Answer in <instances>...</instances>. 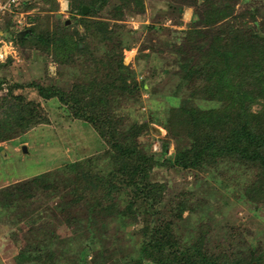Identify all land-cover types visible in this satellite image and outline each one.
<instances>
[{
  "label": "rangeland",
  "instance_id": "1",
  "mask_svg": "<svg viewBox=\"0 0 264 264\" xmlns=\"http://www.w3.org/2000/svg\"><path fill=\"white\" fill-rule=\"evenodd\" d=\"M124 1L106 0L91 13L85 5L86 13L80 14L70 11L71 0H16L4 8L7 0H0V63L8 56L13 59L8 67L0 68V95L12 90L37 101L47 117L44 123L16 130L13 137L0 142V264H30L31 258L38 261L32 264H137L149 224L155 231L175 233L183 246L202 241L212 255L260 257L264 264V202L244 198L259 170L236 157L205 156L193 168L173 164L178 150L192 153L200 134L221 133L228 117L244 119L256 128L263 125L264 90H256L264 87V78L245 84L251 85L243 92L258 94L245 99V109H234L230 97L209 90L208 79H198L190 86L183 83L188 79L183 77L193 76L185 70L189 59L190 63L200 59L205 49L192 52L180 46L189 42L182 37L184 31L197 30L198 45L225 42L228 49H246V55L252 53L264 69V0H131L123 7ZM141 5L142 12L137 13ZM83 17L114 28L122 25L118 41L124 47L100 46L86 38L87 50L73 54V63L55 61L54 53L67 55L74 30L79 36L85 34ZM4 24L11 25L13 33H25L37 24L50 31L64 24L68 30L63 43L48 50L42 45H20L19 55L13 41L6 38ZM221 35L224 41L218 40ZM72 38L78 39L74 34ZM111 49L127 67L119 79H126L130 86L136 84L134 88H120L124 83L117 81L108 63ZM94 59L98 62L93 63ZM235 78L230 79L234 90L239 84ZM31 82L58 87L67 97L95 92L109 100L107 109L120 127L116 133L155 166L150 169V181L155 182L151 194L155 191L156 199L145 204L153 209H143V213L153 210V222L149 214L123 220L90 219L84 215V206L60 194L64 184L57 186V181L65 180L61 171L66 164L83 160L94 170L104 169L112 159L113 147L97 127L73 115V106L42 98ZM208 109L214 110L212 118L209 113L201 119ZM224 116L222 123L218 119ZM106 150L111 155L103 161L100 158ZM39 176L43 177L34 179ZM130 197V187L114 193L117 208H124Z\"/></svg>",
  "mask_w": 264,
  "mask_h": 264
},
{
  "label": "trees",
  "instance_id": "2",
  "mask_svg": "<svg viewBox=\"0 0 264 264\" xmlns=\"http://www.w3.org/2000/svg\"><path fill=\"white\" fill-rule=\"evenodd\" d=\"M130 1L125 0L123 7L128 6L127 3ZM105 2L106 0H84L82 2L71 0L69 8L70 11H78L80 14H83L82 6L87 5L91 8V13L93 8H102ZM141 9H143L142 5L138 7L140 11H137V13L142 12ZM7 15L12 17V14L7 13ZM202 16L207 17L205 14H202ZM117 19L121 20L118 17ZM81 24L87 33L85 32L83 36H79L78 32L74 30V33L71 34L77 35L78 39L74 40L71 35L67 55L65 56L56 52L53 54L55 61L73 63V54L75 55L76 52L82 53L87 50V43H84V39L86 38L87 42L91 43L92 41L95 44H100V46L109 43L113 47H120V50L124 47L121 41H118V37L121 35L119 28H123L122 25L116 24L117 28H114L110 27L109 24H104L102 21L94 23V21L85 19L84 17L81 19ZM6 25L8 24H4L3 27V30L7 31L6 38L13 41L19 55L21 50L20 45H42L48 50L60 42L63 43L62 37L66 35L64 32L68 30L64 24L57 25L52 31L49 30L48 26L37 24L27 29L28 31L21 38H18V31L13 33L11 25ZM183 33L182 37L189 41L186 45L182 44L180 46L183 50L195 52L198 49H205L201 52L200 59L195 62L191 61V63L189 59V66L185 70H189L193 76L191 77L188 74L183 77L188 78L183 79V83L190 86V83L198 79H208L209 90L212 93L221 94L223 97H230V104L234 109H245L243 106L246 100L256 96L258 93H254L253 91L243 92L246 89L243 91L242 89L251 85L254 80L260 82L264 78V69L260 67L263 63H257L252 53L246 55L248 52L246 49L237 52L229 45L228 49L225 47V42L217 45L208 44L207 47H205V44L198 45L199 43L195 41V38L198 36L197 30H193V32L187 30ZM10 34H13V40L10 39ZM86 34L88 35L86 36ZM225 35L219 36L218 40L224 41ZM114 50L108 51V63L113 66V75L118 82L124 83V85L120 86L123 91L134 88L136 84L130 86L126 82V79H119L124 73L123 69H127V67L122 63L121 58L119 60L116 58L117 55L114 53ZM175 52H177V49ZM6 60L4 64L0 63V68L8 67L13 61L10 56ZM92 62L96 63L98 61L94 59ZM235 77H237V82L239 83L235 86L236 90L232 88L230 82V79H236ZM213 79H216V81L211 83ZM250 80L251 84L246 86L245 84ZM29 85L44 99H58L63 104L68 105L69 108L73 106V115L78 118H84L86 122L97 127L96 129L104 137L109 138L107 141L113 147L112 159L104 169L94 170L93 167H90L83 160L72 161L66 164L62 169L63 171H61L65 180L63 182L57 181V186L59 183L64 184L63 191L60 194L66 193L70 196L69 199L73 204L79 203L84 206V215L90 217V219L96 216L102 217V219L115 218L123 220L131 215L135 218L137 215L149 214L148 218H151L149 221L153 222V210L144 211L145 213H143V209H153L152 206L145 204L156 199L155 191L153 195L151 194L155 182L150 181V169L152 170L155 166H151L147 162L151 158L146 159L141 152L137 151L133 143L123 140L120 134L116 133L120 127L116 123V120L112 118L113 116L109 109H107L109 100L95 92L90 93L91 96L84 93L83 96L79 95L80 98H77L75 95L67 97L61 89L52 85H44L37 82H31ZM262 90H264V87L258 86L256 91ZM79 104L83 107L80 108ZM233 108L231 109L232 111L234 110ZM213 112L214 110L212 112L209 109L203 110L201 119L206 116L208 117L209 113V116L212 118ZM228 118L227 126L222 129L221 133L217 134L214 130H210L202 136L200 134L196 138L199 140H195L193 143L191 154L187 149L178 150L175 153L173 164L181 168H193L200 166L201 162H203L201 160L205 156H209L210 159L236 157L243 161L244 164L250 163L259 170L256 178L246 188L244 198L251 202H256V199L264 202V123L262 126H258L260 128H256L257 126L254 127L252 124L245 122L244 119L237 120V122L235 117L232 119ZM46 120L47 117L42 113L39 102L28 99L22 94H14L12 90L9 91V94L0 95V142L13 137L16 130L21 132L36 124L44 123ZM218 120L222 123L225 122V116ZM163 152L165 151L163 150ZM109 155L111 153L106 150L100 159L105 161ZM42 177L39 176L34 179L37 180ZM57 186L55 190H57ZM128 187L131 188L133 197L129 198L124 208L119 209L114 201V193L121 194ZM140 200L142 201L141 204L138 202ZM143 204L145 207H143ZM136 205H138V209H135ZM149 229V233L145 235L146 238L138 249L137 264H262L263 262V259L260 257L240 259L228 258L226 255H212L206 251V248L204 249L202 241L183 246L177 241L178 238L175 233L170 236L166 230L155 231L150 224ZM16 257L20 256L16 255ZM34 261L37 260L31 258L30 264Z\"/></svg>",
  "mask_w": 264,
  "mask_h": 264
},
{
  "label": "water",
  "instance_id": "3",
  "mask_svg": "<svg viewBox=\"0 0 264 264\" xmlns=\"http://www.w3.org/2000/svg\"><path fill=\"white\" fill-rule=\"evenodd\" d=\"M86 10H87V6L83 5V6H82V13H86ZM65 23L67 24L68 21H66ZM23 34H24V31H22L21 33L19 32V33L17 34V37H18V38H21V37L23 36ZM23 148L25 149V146H24Z\"/></svg>",
  "mask_w": 264,
  "mask_h": 264
},
{
  "label": "built area",
  "instance_id": "4",
  "mask_svg": "<svg viewBox=\"0 0 264 264\" xmlns=\"http://www.w3.org/2000/svg\"><path fill=\"white\" fill-rule=\"evenodd\" d=\"M16 0H7V2L6 3H4L3 5H2V7L4 8V7H7V6H9L11 3H14Z\"/></svg>",
  "mask_w": 264,
  "mask_h": 264
},
{
  "label": "clouds",
  "instance_id": "5",
  "mask_svg": "<svg viewBox=\"0 0 264 264\" xmlns=\"http://www.w3.org/2000/svg\"><path fill=\"white\" fill-rule=\"evenodd\" d=\"M62 3H63V0H62Z\"/></svg>",
  "mask_w": 264,
  "mask_h": 264
}]
</instances>
